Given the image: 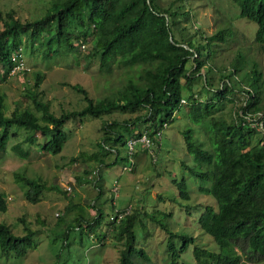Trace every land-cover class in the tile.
I'll return each instance as SVG.
<instances>
[{
	"label": "trees",
	"instance_id": "1",
	"mask_svg": "<svg viewBox=\"0 0 264 264\" xmlns=\"http://www.w3.org/2000/svg\"><path fill=\"white\" fill-rule=\"evenodd\" d=\"M233 1L239 6L240 16L256 23L254 41L264 47V0ZM3 25L0 62L8 74L13 66L12 54L20 46L22 52L24 35L44 38L46 47H51L53 42L65 44L72 51H79L80 45L90 42L93 51L89 55H99L102 69L110 70L117 62L131 71L118 97L94 100L85 87L72 83V87L83 92L87 103L80 109L63 110L59 114L50 109L48 101L38 99L34 91L33 106L40 112L39 116L31 107L6 114L0 94V148L13 135V127H23L30 131L28 140L40 133L41 149L55 154L68 138L63 126L73 117L144 108L143 120L151 127H159L164 121L168 124L174 121L176 113L186 106L184 114L197 126L183 127L182 135L187 150L201 166L189 167V171L208 182L201 189L216 201V207L204 205L197 222L217 243L218 250L196 244L193 247L196 261L243 264V258L250 262L264 260V72L257 63L244 69L240 53L232 58L228 68L221 69L213 62L215 46L233 34L230 27L207 34L197 24L189 0H53L48 10L34 19L22 21L9 10ZM217 74L220 82L216 84ZM198 78H201L199 89ZM40 80L41 75L37 73L36 85ZM202 91L210 97L200 98ZM228 103L231 108L226 115L220 111ZM122 127L123 130L116 129L113 134L105 131L99 144L106 147L113 141L109 147L118 153L116 143L125 145L129 136L141 131L134 129L132 122H125ZM195 130L201 132L202 138ZM13 149L22 152L18 145ZM22 155L27 152L23 151ZM97 160L99 164L103 162L101 158ZM21 179L28 185L25 197L37 202L42 184L26 177ZM100 179L97 173L95 178L85 181L95 183L101 190ZM176 186L179 197L188 199L185 177ZM6 208L7 198L0 192V212ZM136 212L130 207L120 219L121 231L129 235L130 242L121 249L120 260L115 264H135L133 257L137 255L148 258L142 248L136 249L132 244ZM101 217L102 210L98 208L88 227ZM114 222V219L109 221ZM77 225L81 227L79 221ZM34 234L35 230L28 225L24 233H15L8 222L0 220V249L17 256L25 255L29 248L36 246ZM174 234L181 238V244L177 248L168 244L170 264H192L179 263L177 256L193 236L184 232L170 233V236Z\"/></svg>",
	"mask_w": 264,
	"mask_h": 264
},
{
	"label": "rangeland",
	"instance_id": "2",
	"mask_svg": "<svg viewBox=\"0 0 264 264\" xmlns=\"http://www.w3.org/2000/svg\"><path fill=\"white\" fill-rule=\"evenodd\" d=\"M52 1L0 0V30L7 11L12 10L22 21L34 19L42 16ZM189 3L197 24L207 34L225 27L233 31L230 37L215 46L213 62L219 68H228L232 58L240 53L244 69L257 63L264 72V47L254 41L257 25L239 15L235 1L189 0ZM72 26L79 37L75 25ZM29 37L24 35L21 41L22 59L28 70L20 69L8 74L0 62V94L4 98L3 111L6 114L31 107L39 116L40 112L33 106L32 91L36 92L38 99L48 101L55 114L80 109L87 101L83 92L72 87V83L82 85L90 97L98 100L105 96L118 97L130 75L131 70L117 62L111 65L110 70L102 69L99 55H89L93 51L90 42L80 45L79 51H72L65 44L53 42L51 47H46L44 38ZM37 73L41 75L38 85L35 83ZM197 82L195 87L199 89L201 78ZM214 82H220L218 74ZM199 97L207 99L210 94L202 91ZM240 101L241 97L238 98ZM229 108L230 103L220 112L227 115ZM185 110L186 106H182L174 121L162 129L156 160L139 148L136 164L131 170L123 169L127 163L125 145L116 143L119 149L116 153L115 148L109 147L113 141L106 147L99 142L105 131H113V134L116 129L123 130L125 122H132L136 130L144 127L147 123L143 120L144 108L113 110L95 117L87 115L69 119L63 126L68 138L55 154L41 149L40 133L28 140L29 130L13 127V135L7 139L6 146L0 148V192H4L7 198V208L0 212V220L8 222L18 234L24 233L26 225L30 226L35 230L36 246L22 256L0 249V264L118 263L121 249L130 240L129 235L122 233L120 220L109 223L110 215L129 205L132 211H137L132 222V244L136 249L142 248L148 256H134L135 264H170L168 244L176 248L181 244L178 235L170 236L175 232L193 236L186 249L177 256L179 263L199 264L193 253L196 244L218 250L217 243L197 222L204 205L216 207V201L201 189L208 182L201 181L189 171V167L201 166L187 150L182 135L183 127L197 126L189 115L184 114ZM195 133L202 135L198 130ZM14 145H18L22 152L26 151L27 155L13 149ZM140 154H147L141 167L138 165L141 163ZM97 158L103 162L99 164ZM97 173L101 176V190L95 183L85 181L86 178H95ZM22 177L42 184L41 197L37 202L25 197L28 185ZM182 177L187 183L188 199H182L178 194L176 182ZM115 179L120 184L117 195L112 191ZM95 206L101 208L102 217L88 227L98 212ZM78 221L81 227L77 225ZM234 246L240 251L238 246ZM243 262L264 264V260L250 262L246 258Z\"/></svg>",
	"mask_w": 264,
	"mask_h": 264
},
{
	"label": "built area",
	"instance_id": "3",
	"mask_svg": "<svg viewBox=\"0 0 264 264\" xmlns=\"http://www.w3.org/2000/svg\"><path fill=\"white\" fill-rule=\"evenodd\" d=\"M11 59L13 60V66L10 70V72H15L17 70H28L29 67L25 65L22 59V52H21V46L18 48L17 51H15ZM182 102L185 101L184 98L181 99ZM168 125L167 121L162 122V124L159 127H151L148 123L144 127H142L140 130V133L134 134L132 136H129L126 139L125 143V150H126V157H127V163L123 165L124 170H131L135 165V154L137 153L138 149H144L146 150L150 156L152 157V160H156V151L157 148L160 145L161 137H162V129ZM119 181L117 179L114 180L112 185V191L115 195L118 194L119 191ZM67 189L70 190V186H67ZM130 205L125 208V210H116L114 214L110 215V219H114L115 221H119L122 216L130 210Z\"/></svg>",
	"mask_w": 264,
	"mask_h": 264
},
{
	"label": "crops",
	"instance_id": "4",
	"mask_svg": "<svg viewBox=\"0 0 264 264\" xmlns=\"http://www.w3.org/2000/svg\"><path fill=\"white\" fill-rule=\"evenodd\" d=\"M139 150H141L143 153H147L146 150H144V149H141V148H140ZM139 150H138V151H139ZM138 151H137V152H138ZM137 155H138V154L136 153V154H135V157H136ZM144 155L146 156L147 154H140V157H141V161H140V162H141V163L138 164V165H140V167L143 166V164H144V163H143V162H144V157H145ZM135 164H136V159H135ZM98 190H100L99 187H98ZM92 202L95 203V200H93ZM95 207L97 208V210H98V208H100L99 206H95ZM91 212H93V209L91 210ZM96 215H97V213H96ZM96 215H95V216H96ZM94 218H95V217H94Z\"/></svg>",
	"mask_w": 264,
	"mask_h": 264
},
{
	"label": "water",
	"instance_id": "5",
	"mask_svg": "<svg viewBox=\"0 0 264 264\" xmlns=\"http://www.w3.org/2000/svg\"><path fill=\"white\" fill-rule=\"evenodd\" d=\"M185 47H189L187 44H183Z\"/></svg>",
	"mask_w": 264,
	"mask_h": 264
}]
</instances>
